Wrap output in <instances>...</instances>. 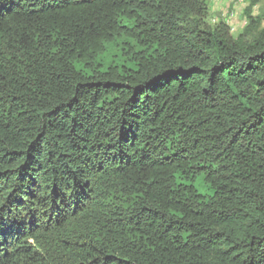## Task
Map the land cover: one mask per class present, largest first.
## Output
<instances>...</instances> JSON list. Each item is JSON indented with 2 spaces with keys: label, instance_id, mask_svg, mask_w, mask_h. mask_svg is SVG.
Masks as SVG:
<instances>
[{
  "label": "trees",
  "instance_id": "16d2710c",
  "mask_svg": "<svg viewBox=\"0 0 264 264\" xmlns=\"http://www.w3.org/2000/svg\"><path fill=\"white\" fill-rule=\"evenodd\" d=\"M250 10L235 39L206 0H0V264H264Z\"/></svg>",
  "mask_w": 264,
  "mask_h": 264
},
{
  "label": "rangeland",
  "instance_id": "374dc122",
  "mask_svg": "<svg viewBox=\"0 0 264 264\" xmlns=\"http://www.w3.org/2000/svg\"><path fill=\"white\" fill-rule=\"evenodd\" d=\"M206 4L207 13L204 23L211 28L221 24L227 25L231 36L235 39L243 35L248 21L246 12L249 8L252 16L261 17V27L264 28V0H206ZM107 59L120 63L117 51H110Z\"/></svg>",
  "mask_w": 264,
  "mask_h": 264
}]
</instances>
